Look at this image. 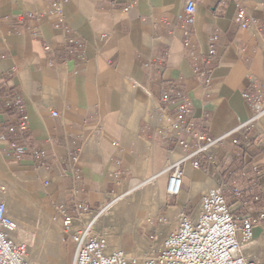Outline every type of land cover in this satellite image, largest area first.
<instances>
[{
  "label": "crops",
  "instance_id": "0c3cea01",
  "mask_svg": "<svg viewBox=\"0 0 264 264\" xmlns=\"http://www.w3.org/2000/svg\"><path fill=\"white\" fill-rule=\"evenodd\" d=\"M188 1L70 0L64 8L68 34L49 14L50 0H0V131L17 119L8 102L18 91L26 104L30 144L45 152L39 158L21 155L0 139V179L55 210L66 205L76 218L77 187L79 200L92 211L83 218L111 205L106 221L118 215L112 212L120 201L152 198L138 190L154 182L160 189L154 211L171 223L181 212L196 216L207 191L235 179L259 218L264 114L210 146L199 156V167L186 161L183 190L167 193L171 165L193 147L179 145L186 133L169 138L162 132L173 121L166 114L171 108L161 111L163 91H182L192 102L191 119L211 138L251 117L246 92L264 93V0H193L190 19ZM241 5L251 19L244 28L235 20ZM32 26L40 28V37L31 34ZM73 36L82 48L68 41ZM193 50L207 57L213 69L209 80L194 68ZM59 242L73 249L74 260L76 243L63 232ZM263 252L264 221L258 220L244 253Z\"/></svg>",
  "mask_w": 264,
  "mask_h": 264
},
{
  "label": "built area",
  "instance_id": "2783aa9c",
  "mask_svg": "<svg viewBox=\"0 0 264 264\" xmlns=\"http://www.w3.org/2000/svg\"><path fill=\"white\" fill-rule=\"evenodd\" d=\"M69 1L50 0L49 2V14L60 20L61 27L68 34L71 33V28L64 23V8ZM195 8V1H188L186 13L189 19ZM28 16L36 17L32 12H29ZM235 20L242 28L250 25L251 19L247 15L246 7L243 5L238 7ZM30 32L34 37L41 36L38 26H32ZM68 41L79 48L83 46V43L74 36ZM213 52L212 50L211 53ZM190 56L196 71L209 80L213 69L206 65L207 57L197 50H193ZM244 97L251 106V117L238 129L211 138L205 136L197 128L196 122L191 119L192 102L182 91L172 89L163 91L160 98L161 111L165 112L167 108H171L172 113L167 111L166 114L172 117L173 121L169 129H163L162 132L169 138L186 133L188 136L179 139V145L185 149L193 147L189 154L170 167L167 184V193L170 196L179 195L183 190V164L186 161H191L195 167H199V156L206 153L210 146L221 143L228 136H235L239 129L248 128L264 114V93L246 92ZM8 105L17 111V119L8 126L7 131H0V139L9 141L10 147L21 155L45 157V152L41 148L30 144L28 114L22 94L15 92L10 97ZM53 115L57 116L58 112H54ZM237 141L235 139V142ZM76 159L77 156H73V160ZM244 175L247 176L245 173ZM255 185L256 183H252L249 187L251 192ZM6 192L5 185L0 182V196ZM225 192L241 200L242 205L247 207L243 188L238 184V180H223L219 187L210 189L203 195L196 216L181 212L176 227L170 232L151 234L149 238L155 246L150 254L142 257L131 256L123 248H111L104 234L92 232L95 218L104 209L98 211L91 220L86 221L83 215L92 211L88 205L79 200L77 187L74 189L72 205L78 217L71 215L68 207L61 204L57 207V218L61 221L65 237L71 238L77 245L73 264H261L244 253V245L253 240L254 226L258 220L264 221V212L260 213L259 218L253 216L251 207L246 208L245 215L235 213ZM162 220L163 218H160L159 222ZM16 233L17 225L10 214L8 203L0 198V264H33L28 242L17 240Z\"/></svg>",
  "mask_w": 264,
  "mask_h": 264
},
{
  "label": "rangeland",
  "instance_id": "374dc122",
  "mask_svg": "<svg viewBox=\"0 0 264 264\" xmlns=\"http://www.w3.org/2000/svg\"><path fill=\"white\" fill-rule=\"evenodd\" d=\"M0 182L7 189V192L0 198L8 203L10 214L18 228L15 237L17 240L28 242L31 262L33 264H73V249L66 245L62 248L59 242L62 226H59L57 233L56 228L60 221L57 218V210L47 204L33 201L30 195L19 186L9 185L1 179ZM143 191L149 192L152 198L144 199L140 196L138 199L126 198L120 201L112 212H117L118 215L114 219L106 221L105 211L98 214L92 231L104 234L111 248H123L129 255L137 257L152 252L155 244L149 238L151 234L155 232L166 234L174 229L178 222V217L175 223H171L164 213L154 211L160 203L158 185L151 182L141 187L138 193L141 194ZM230 196L232 200L229 203L235 209V213L253 207L244 193V202H247V207L242 205L241 200ZM153 197L155 198L153 199ZM139 211L142 212V215L138 214ZM96 213H93L86 221L91 220ZM160 218H163L162 222H159ZM160 234L159 236H161ZM65 239L67 238L65 237ZM248 256L264 264V252L258 256L254 253L248 254Z\"/></svg>",
  "mask_w": 264,
  "mask_h": 264
},
{
  "label": "bare ground",
  "instance_id": "6f19581e",
  "mask_svg": "<svg viewBox=\"0 0 264 264\" xmlns=\"http://www.w3.org/2000/svg\"><path fill=\"white\" fill-rule=\"evenodd\" d=\"M111 205H109L107 208L104 209V211L106 212L109 208H110ZM97 219V217L95 218V220ZM18 229V228H17Z\"/></svg>",
  "mask_w": 264,
  "mask_h": 264
}]
</instances>
